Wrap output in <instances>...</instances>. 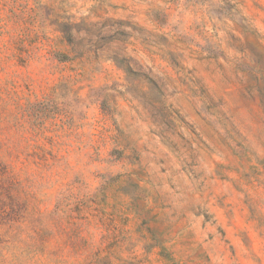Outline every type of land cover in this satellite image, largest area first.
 <instances>
[{
  "label": "rangeland",
  "instance_id": "rangeland-1",
  "mask_svg": "<svg viewBox=\"0 0 264 264\" xmlns=\"http://www.w3.org/2000/svg\"><path fill=\"white\" fill-rule=\"evenodd\" d=\"M7 2L11 7L6 10L0 6V116L12 106L22 123L6 129L0 121V226L19 225L41 242L63 245L69 254L80 257L70 264H111L107 256L102 261L96 259L99 250L89 258L87 241L74 239L79 236L76 225L89 219L82 215L80 204L72 209L74 215H61L57 201L39 200L31 191L33 175L41 173L56 185L52 197L67 183L55 167L54 149L65 119L58 107L47 102L58 86V76L44 58L52 56L59 64H69L83 57L85 52L78 50L84 42L74 41L71 32L73 27L79 30L87 18L79 17V23L53 20L49 27L54 26V31L45 33L39 28V16L41 12L50 16L52 9L41 8L39 0ZM83 2L94 5L87 9L89 16L111 12L103 24L110 25L112 34L121 40L126 39L129 27L135 34L136 47H129L121 57L126 72L115 60L108 66L111 70L140 77L157 92L175 90V82L186 94L167 111L168 121H153L149 132L159 137L195 180V190L205 204L195 206L192 213L202 215L212 231L204 237L190 233L178 246L171 250L162 247L153 255L160 230L147 226L150 221L144 220L137 232L143 229L154 243L138 252L151 257L152 264L157 256L165 264H264V0ZM50 41L66 46L65 51L52 53ZM240 75L245 77L243 81ZM103 116V106L94 118L89 114L94 120V138L103 132ZM113 129L110 139L115 143L122 130L114 125ZM190 145L207 157L212 173L200 170V157ZM108 155L119 162L124 153L109 147ZM217 156L220 159H215ZM140 174L133 170L112 176L99 199L92 200L96 205L92 219H99L103 226L104 218L109 217L108 224H115L114 213L104 210L109 189L115 188L113 196L129 197L139 190L133 177ZM131 207L139 209L138 198L131 201ZM155 220L151 218L152 223ZM119 242L120 237H114L106 250ZM126 255H130L128 250ZM124 264H144V259L137 255Z\"/></svg>",
  "mask_w": 264,
  "mask_h": 264
},
{
  "label": "clouds",
  "instance_id": "clouds-1",
  "mask_svg": "<svg viewBox=\"0 0 264 264\" xmlns=\"http://www.w3.org/2000/svg\"><path fill=\"white\" fill-rule=\"evenodd\" d=\"M39 2L41 8L52 9L50 16H44L42 12L39 16L42 32L54 31V26L49 27L53 20L79 23V17L87 19L79 30L73 27L71 32L74 41L84 42L78 50L85 52L83 57L69 64H59L52 56L44 58L53 75L58 76V86L47 102L58 107L65 119V127L57 133L54 149L57 153L55 167L64 174L67 183L52 197L55 183L43 173L33 175L32 193L39 200L57 201L61 215H74L72 209L80 204L84 208L82 215L89 219L76 225L79 236L74 239L77 242L87 241L86 253L89 258L94 257L99 250L100 256L96 259L102 261L107 256L111 264H124L125 260L137 255L144 259V264H152L151 257L146 258L147 254L138 252L139 248L154 243L143 229L137 232L144 220L150 221L147 226L160 230L159 240L152 248L153 255L162 247L171 250L174 245L178 246V242L187 239L190 233L204 237L211 232V224L202 215L196 217L192 213L195 206L205 204L201 193L195 190V180L186 174L180 159L161 144L159 137H153L149 132L153 121L156 124L168 121L167 111L175 106L180 95L186 94L175 86V82V90L157 92L145 84L142 78L124 74L126 69L121 57L125 56L129 47H136V37L130 27L126 29L128 35L124 40L113 35L111 26L103 24L106 15H112L111 12L89 16L87 9L94 5L85 4L83 0ZM112 2L116 3L117 0ZM0 6L6 10L11 4L3 0ZM56 35L59 36V33ZM116 44L120 46L115 47ZM49 48L52 53H58L64 52L66 46L50 41ZM113 60L121 65L124 72L108 67ZM129 62L136 65L135 60ZM69 68L75 71L70 72ZM244 79L243 75L239 76L240 81ZM102 106L104 116L100 126L103 132L94 138L91 135L94 120L89 118V114L94 118ZM0 121L6 129L13 123H22L18 111L12 106L0 116ZM113 125L122 130L121 137L115 143L110 139L114 136ZM85 129L88 130L87 134ZM109 147H118L124 153L121 161L116 162L114 157L108 155ZM190 148L200 157V170L206 171V174L212 173L210 161L206 162L207 157L195 145H190ZM161 159L166 160V163L160 164ZM161 168L166 170L161 171ZM133 170L141 173L133 177L139 184V190L125 197L123 194L113 196L115 188H110L108 206L104 210L110 215L114 213L111 218L116 223L110 226L109 217H105V223L101 226L99 219L94 220L90 215L96 207L92 200L99 199L112 176L118 173L131 174ZM76 178L79 183H73ZM137 198L140 207L134 210L131 201ZM207 206L211 207L210 204ZM152 217L156 218L154 223L151 222ZM117 236L120 242L116 247L106 250V246ZM197 242L202 243L203 239ZM126 250L130 255H126ZM73 259L79 261L80 257L75 253L69 254L63 245L53 247L50 243L41 242L35 236L23 232L19 225L0 226V264H70ZM156 264L165 262L157 256Z\"/></svg>",
  "mask_w": 264,
  "mask_h": 264
}]
</instances>
